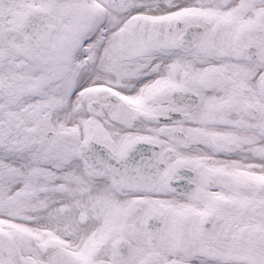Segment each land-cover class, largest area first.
Segmentation results:
<instances>
[{
  "label": "snow or ice",
  "instance_id": "obj_1",
  "mask_svg": "<svg viewBox=\"0 0 264 264\" xmlns=\"http://www.w3.org/2000/svg\"><path fill=\"white\" fill-rule=\"evenodd\" d=\"M0 264H264V0H0Z\"/></svg>",
  "mask_w": 264,
  "mask_h": 264
}]
</instances>
